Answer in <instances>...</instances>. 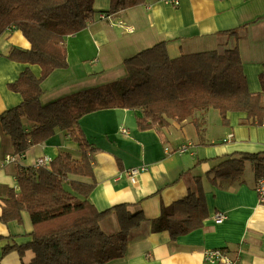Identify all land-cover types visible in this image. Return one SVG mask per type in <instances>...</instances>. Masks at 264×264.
Listing matches in <instances>:
<instances>
[{
	"label": "crops",
	"instance_id": "1",
	"mask_svg": "<svg viewBox=\"0 0 264 264\" xmlns=\"http://www.w3.org/2000/svg\"><path fill=\"white\" fill-rule=\"evenodd\" d=\"M168 1L145 0L100 19L110 0H93L92 20L64 39L67 66L53 70L42 81L41 103L120 77L125 58L158 42L165 43L170 57L210 50L223 55L237 48L247 88L259 97V74L264 68V0ZM30 46L18 29L10 28L0 36V115L22 101L19 92L8 88L9 83L26 68L40 77L38 65L8 58L13 47ZM140 116L142 109L114 107L79 120L87 140L97 148L92 179L78 177L94 183L89 201L98 210L125 203L131 212L141 211L145 216L129 232L124 255L105 264H207L203 253L210 248H222L237 264H264V205L254 190L257 176L252 164L251 172L243 173L239 180L218 178L211 185L206 176L231 155H264V125L235 111L227 112L223 123L218 110L208 108L166 126L139 130L136 119ZM230 133L233 136L228 140ZM182 145L187 148L179 151ZM59 151L70 152L75 159L81 156L78 145L57 130L23 156H16L17 162L0 167V213L8 190H18L17 166H31L37 158H53ZM9 154H15L14 149L0 123V161ZM133 168L139 169L134 179L122 174ZM196 176L202 179L208 208L203 225L174 240L167 231L153 232L152 221L161 209L192 191ZM216 213L224 216L221 221L215 220ZM100 226L109 234L119 229L114 213L101 220ZM33 229L26 210H21L20 221L0 222V264L32 259L30 251L20 257L15 249L3 253V247L30 241Z\"/></svg>",
	"mask_w": 264,
	"mask_h": 264
},
{
	"label": "trees",
	"instance_id": "2",
	"mask_svg": "<svg viewBox=\"0 0 264 264\" xmlns=\"http://www.w3.org/2000/svg\"><path fill=\"white\" fill-rule=\"evenodd\" d=\"M144 1L110 0L105 13L111 15ZM94 12L93 0H0V36L15 28L31 45L29 49L13 47L8 58L41 68L40 77L26 68L8 84L22 96L21 103L0 115L14 153L24 154L59 130L78 145L81 154L75 159L70 152L59 151L46 165L17 166L18 190H8L0 222L20 221L21 210L28 212L34 226L32 239L3 247V253L15 249L20 257L30 251L32 259L22 264H105L124 255L129 232L145 220L141 211L131 212L125 203L98 210L89 201L94 183L78 177L92 179L97 148L79 126L84 115L114 107L139 108V130L166 126L208 108L218 110L223 123L229 111L246 113L252 123L264 119V68L259 74L261 94L254 97L237 48L223 55L210 50L170 57L164 42L125 58L123 74L114 80L41 103L42 81L53 70L67 66L65 37L85 28ZM246 162L252 164L256 178L264 175L263 154L239 153L211 168L206 176L211 185L218 178L239 180ZM110 213L119 225L113 234L100 226ZM207 216L202 179L196 176L194 189L163 207L151 230L167 231L174 240L200 228Z\"/></svg>",
	"mask_w": 264,
	"mask_h": 264
},
{
	"label": "built area",
	"instance_id": "3",
	"mask_svg": "<svg viewBox=\"0 0 264 264\" xmlns=\"http://www.w3.org/2000/svg\"><path fill=\"white\" fill-rule=\"evenodd\" d=\"M168 2L171 4H177L178 0H169ZM109 16L110 15L107 13H100L99 14L100 19L108 18ZM261 124L264 125V119L261 121ZM232 136L233 135L230 133L227 135L226 139L229 140L232 138ZM186 148H187L186 145H182L181 147H179V151H184V150H186ZM16 156L21 157V156H23V154L6 155L0 161V167H3L7 163L17 162ZM51 159L52 158H48V157H39L36 159V161L33 165H35V166L46 165L50 162ZM141 169H144V168H141ZM138 173H139V169L133 168V169H130V170L123 172L122 174H124L125 177L132 180L135 178V176ZM254 190L256 192L258 202L260 204L264 205V175L256 178L255 183H254ZM215 217H216L215 218L216 221H221L224 216L221 213H216ZM203 259L207 264H237V260L228 256V254L222 248L205 249V251L203 253Z\"/></svg>",
	"mask_w": 264,
	"mask_h": 264
},
{
	"label": "rangeland",
	"instance_id": "4",
	"mask_svg": "<svg viewBox=\"0 0 264 264\" xmlns=\"http://www.w3.org/2000/svg\"><path fill=\"white\" fill-rule=\"evenodd\" d=\"M251 163L250 162H247L246 163V165H245V167H244V175H247V174H249L250 172H251Z\"/></svg>",
	"mask_w": 264,
	"mask_h": 264
}]
</instances>
